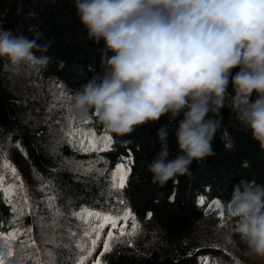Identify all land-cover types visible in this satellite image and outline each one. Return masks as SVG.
<instances>
[{
	"label": "trees",
	"instance_id": "obj_1",
	"mask_svg": "<svg viewBox=\"0 0 264 264\" xmlns=\"http://www.w3.org/2000/svg\"><path fill=\"white\" fill-rule=\"evenodd\" d=\"M0 28L30 40L39 34L36 43L48 46L44 54L51 59L44 73L28 72L16 79H9L0 68V151L9 152L20 178L24 177L33 211L31 215L21 212L20 216L15 197H9L12 203L8 204L4 201L5 192H0V222L3 223L0 231L4 236L16 229L33 230L34 227L45 236L54 222L52 217L61 208L80 213L81 220H88L90 224V213L122 216L130 212L138 225L137 233H131V223L127 222V234L121 236L115 232L111 251L103 252L96 261L101 264H198V257L208 256L220 264L227 249L201 236L210 212L218 208L208 205L219 201L231 229L227 248L234 251L244 245L238 231L232 229L235 224L225 214L223 205L241 179H255L258 184H264V156L251 133L235 123L229 108H223L220 113L221 129L212 142L215 155L200 163L193 161L192 179L182 176L178 184L169 181L165 187H157L151 183V173L145 165L160 148L156 131L168 123L167 117L138 127L123 138L130 140V144H122L121 138L110 136L111 150L107 152L75 151L72 146L62 144V135L55 123L61 115L58 116L55 108L52 119L45 122L46 110L55 104L53 91L64 92L70 98L73 89L101 71L97 49L103 47V41L95 44L87 39L72 0H0ZM255 98L253 94L252 99ZM71 130L94 132L97 137L109 136L94 117L75 116ZM229 142L231 147L227 146ZM169 147L171 159L178 151L171 135ZM129 151L134 163L127 186L123 190L113 189L109 170H114ZM98 156L102 158L99 162ZM174 191L176 198L170 201ZM201 195L203 205L198 203ZM46 199L51 203H45ZM31 237L30 242L36 241ZM233 260L223 262L235 264Z\"/></svg>",
	"mask_w": 264,
	"mask_h": 264
},
{
	"label": "clouds",
	"instance_id": "obj_2",
	"mask_svg": "<svg viewBox=\"0 0 264 264\" xmlns=\"http://www.w3.org/2000/svg\"><path fill=\"white\" fill-rule=\"evenodd\" d=\"M72 3L87 39L103 47L97 49L101 71L72 90L70 109L94 117L125 145L131 141L123 138L138 127L167 117L156 131L160 148L145 165L153 185L192 179L193 161L215 155L212 142L225 107L264 156V0ZM39 38L0 28V68L9 79L47 70L48 46L38 45ZM170 135L178 150L171 159ZM223 208L239 222L249 252L264 258V184L241 179Z\"/></svg>",
	"mask_w": 264,
	"mask_h": 264
},
{
	"label": "rangeland",
	"instance_id": "obj_3",
	"mask_svg": "<svg viewBox=\"0 0 264 264\" xmlns=\"http://www.w3.org/2000/svg\"><path fill=\"white\" fill-rule=\"evenodd\" d=\"M54 100H55V109L59 112L58 116L61 115V123L64 125V132L65 134L67 131L71 130V124L74 119L75 115L70 109V98L65 95L64 92H52L51 93ZM59 131L61 132V127L58 125ZM64 137H62V140ZM65 143L68 147L71 145L66 142ZM4 159L7 163H10L16 170L20 177V173L18 167L16 166L15 162L10 158L9 152L7 150L3 151ZM77 162V161H75ZM77 163L83 164L82 162L78 161ZM78 173L82 171L75 170ZM3 174L5 175V184L12 183L11 180L8 179V172L4 170ZM17 187L14 188L11 197H15L17 200V208L22 211L24 209H28L29 204L31 205L30 201V193L28 191L26 181L24 177L20 178L19 181H15ZM23 184V188L19 187L20 184ZM27 197L28 204L24 203V198ZM60 216L58 219L54 220L53 224L54 227H48L47 235L42 236L39 233V228L34 227L33 230L31 228H23L20 230L22 235L21 241H16V238L13 239V236L9 237H2L0 238V247H3L7 250V247L10 246L14 253L21 252L23 249V245L26 242H30L32 239V235L35 237L37 243L36 247L41 249L40 256L41 258H46L43 252V245L46 242L48 248L52 251L54 259L57 264H76V261L81 258L80 253L78 252L76 246L79 245L80 248L85 249L83 254V258L85 259V264H94L96 256L101 253L103 249V243L107 240V232L114 231L110 226H106L103 232L100 234V240L97 242L95 249H91V239L90 237H85L83 235H79L75 240H72L67 233V229L69 226L73 228H84L88 227L89 233L91 235V227L95 226V218H89L91 224H86L83 222H88V220L81 221H73L71 220L70 216L64 215V211L62 208L58 211ZM57 212V213H58ZM71 212V211H69ZM101 214H108V213H101ZM109 215V214H108ZM57 216V214H56ZM221 212L219 210L214 211L211 214L207 224L203 227L201 232V236L205 237V239L214 242L217 246L221 248L227 249V255L223 254L222 261L220 264H225L223 260L231 261L233 258L237 264H264V258L252 255L247 246L244 244L240 248H236L234 251H231L227 248V245L231 242V229L230 225H228V221L226 222L225 218L223 221L221 220ZM224 217V216H223ZM235 226L232 228L234 231H238L239 233V222L237 220L232 221ZM126 223L121 222V226H124ZM223 224V227H221ZM128 226V225H127ZM14 244V246L12 245ZM34 249L28 248L23 249L22 254L25 257H29L32 255Z\"/></svg>",
	"mask_w": 264,
	"mask_h": 264
},
{
	"label": "snow or ice",
	"instance_id": "obj_4",
	"mask_svg": "<svg viewBox=\"0 0 264 264\" xmlns=\"http://www.w3.org/2000/svg\"><path fill=\"white\" fill-rule=\"evenodd\" d=\"M55 105L50 107L46 110L45 115V122H48L52 119V111L54 110ZM39 111V109H37ZM56 124L60 125L61 127V135L64 137L62 142L69 143L75 151H87V152H107L111 150V137L104 135L101 137H97L94 132H88L84 131L83 133H78L75 130H69L65 134L64 132V125L61 123L60 118H57L55 121ZM50 131H55V129H51ZM17 147H19V143H17ZM2 148V146H0ZM102 158L97 157V162H99ZM134 163V160L132 158L131 152L129 151L127 157H122L120 162L116 164L114 170H109L111 175V188L116 190H123L127 186L128 177L131 174L132 171V165ZM4 170H7L8 172V179L12 181V183H8L5 187V175L3 174ZM71 171V169H69ZM20 177L17 173V170L10 164L7 163L4 159V154L2 151H0V192H7L8 196L4 197V201L8 204H11L12 201L9 198L14 190L15 187H17L15 181H19ZM19 187L23 188V184L21 183ZM176 198L175 191L172 193L171 196H169L170 201H174ZM123 203V201H120ZM24 203L28 204L27 197L24 198ZM45 203L50 204L51 200L45 201ZM198 203L203 205L205 203L203 195L198 197ZM15 207V205H13ZM209 208L212 207H220L219 201H213L212 204L208 205ZM24 211V210H22ZM26 214H33L31 205L29 204L28 209L26 211ZM64 215L70 216L71 220L73 221H81L80 213L76 211H64ZM90 216L95 218V226L91 227V235L89 233L88 227L84 228H73L69 226L67 229L68 236L75 240L79 235H83L85 237H90L91 239V249H95L97 242L100 240V234L103 232V230L106 228V226H110L114 230H118L121 236H124L127 234V225L121 226V222H129L131 223V233L135 234L138 230V225L135 221V218L131 216L130 212H125L122 216L119 214L116 215H108V214H101V213H90ZM150 216L151 213H148ZM60 216V213H57V216L52 217L53 220L58 219ZM131 218V220H130ZM221 220L223 221V213H221ZM86 224H90V222H83ZM49 227H54V225H51ZM221 227H223V224H221ZM0 229H3V223L0 222ZM16 231H19V229L15 230L12 233L13 239H15ZM4 236V232L0 231V238ZM114 240V234L113 231L107 232V240L103 243V249L104 252L111 251V245L110 242ZM34 249L32 252V255L29 257H25L22 254L23 249ZM78 252L80 253L81 258H79L76 261V264H85V260L83 258V254L85 252V249L80 248L79 245L76 246ZM23 249L21 252L14 253L10 246L7 247V250H5L3 247H0V264H57V262L52 259L53 253L48 248L47 243L45 242L43 245V252L46 258H41L40 252L41 249H38L36 247V241L32 240L31 242H26L23 245ZM96 264H101L99 260L96 261ZM198 264H218V261L216 258H210L208 256H201L198 257ZM238 264V262H237Z\"/></svg>",
	"mask_w": 264,
	"mask_h": 264
}]
</instances>
